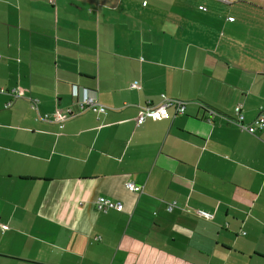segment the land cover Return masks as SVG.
<instances>
[{"label":"crops","instance_id":"0c3cea01","mask_svg":"<svg viewBox=\"0 0 264 264\" xmlns=\"http://www.w3.org/2000/svg\"><path fill=\"white\" fill-rule=\"evenodd\" d=\"M76 88L107 114L37 120ZM162 96L185 113L137 126ZM237 108L264 113V0H0V264H264V131L207 121Z\"/></svg>","mask_w":264,"mask_h":264},{"label":"built area","instance_id":"2783aa9c","mask_svg":"<svg viewBox=\"0 0 264 264\" xmlns=\"http://www.w3.org/2000/svg\"><path fill=\"white\" fill-rule=\"evenodd\" d=\"M221 2H228V0H218ZM134 88H140L139 84H133ZM9 94L14 98L19 97V92L16 89H12ZM74 97L77 98L76 105L77 111H72L71 109H67L66 111H55L53 117L51 118L49 115H40L37 111L36 101L31 100V107L37 113V120L39 121H53L57 124L62 125L69 119L74 116L83 114L85 112H92L96 115H106L108 112V108L102 104H100L97 99L92 96L87 90H79L74 89ZM11 103H8L5 108H8ZM186 102L181 101L179 99L167 98L162 96V100L157 105H146L140 108L139 116L136 119V125L141 126L147 119H152L154 121L161 120H170L175 118L176 116H181L185 113ZM172 111V112H170ZM221 117L226 122L236 125L242 132H246L250 135L256 136L259 133L264 131V113L260 114L254 121L250 123H246L244 121V117L242 114V110L237 108L235 111V117L230 118L219 114L215 110H209L207 121L211 122L215 117ZM126 188L130 192L135 191V186L132 183L126 185ZM176 206L175 203H171L168 205V210L171 211ZM95 209L99 213L106 214L110 211H123V205L120 202L112 201L105 197H98L95 201ZM195 215L199 218L205 220H212L214 215L209 212L198 210L195 212ZM1 230L6 231L8 229L7 226L0 225Z\"/></svg>","mask_w":264,"mask_h":264}]
</instances>
